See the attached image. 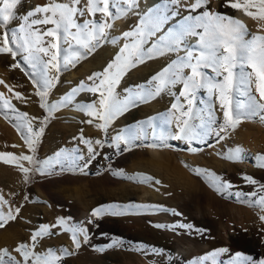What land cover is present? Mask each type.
<instances>
[{
    "label": "rangeland",
    "instance_id": "374dc122",
    "mask_svg": "<svg viewBox=\"0 0 264 264\" xmlns=\"http://www.w3.org/2000/svg\"><path fill=\"white\" fill-rule=\"evenodd\" d=\"M53 2L60 3L67 2V0H24L16 11L22 16L36 6ZM158 2L159 4L152 9H159L162 12H176L178 15L174 18L169 16L162 30L154 36L156 39L165 34L169 27L175 29L183 18L189 15H197V12L189 10V6L194 3V0H180L177 5L168 4V0H157ZM240 2L242 3V0ZM225 4L226 0H210L208 7L213 12L241 21L249 33L246 39H251L253 35H264V20L252 19L242 9H233L225 6ZM139 9L142 11L141 0H139V7L133 11L134 13L130 12L123 18L109 21L113 24V27L106 29L108 39L101 40L100 45L86 58L78 61L75 66L70 65L66 70L59 73L52 70L50 74L58 75L59 81L49 91L46 97L48 103L61 101L62 97L69 93L72 88L77 87L81 81L86 84L93 83L87 78L93 73L102 72L104 67L113 60L112 58L119 51L118 49L124 43L130 42L123 39L122 34L135 29L139 25L141 16L147 13H140ZM200 11H203V9H200ZM249 11L255 12L256 9L252 8ZM88 18H100V14ZM21 22V19H15L9 27L15 28ZM116 23L119 24L117 29L119 32L113 34L111 30L116 29ZM171 23L174 25L169 26ZM36 27L43 32L53 27V25H38ZM3 31V29H0V34ZM198 31H202V29H198ZM113 38L117 40V43L111 42ZM194 38L196 42L192 45L197 43V37ZM44 40L46 44L51 38L44 37ZM62 47L67 46L62 44ZM179 53H168L153 58L131 70L117 87V92L121 98L126 95L125 89L146 82L153 74L164 68L163 63L168 62L169 64L176 60L178 56H182ZM63 55L62 52L61 58ZM42 58L44 60L48 59V57ZM17 62L21 66L12 67ZM32 71L31 66L24 63L23 54H18L15 59L10 54H0V81L3 82L0 83V94H2V97H0V153H11L16 157H20L22 154L34 155L37 160L43 161L53 157L58 151L78 149V152L74 155L82 156L83 159H78L76 164L83 166L90 159L88 144L83 141L90 140L93 142L94 151L98 154L95 159H91L87 168L84 169L87 174L80 172L76 174L61 173L59 171L60 166L56 165L54 174L42 175L33 170L29 172L27 180L18 165L22 164L30 169H34V165L21 160L10 163H4L0 160V196L6 202L0 205V212L7 215L11 211L16 216L14 220L7 221L4 227L0 228V249H8L12 256L20 260V254L15 251L19 244L25 243L31 246V235L41 225H54L58 218H65L66 226L69 227L77 222H85L84 226L88 229L89 240L84 243L81 236V247L78 250L76 249L75 252L71 251L72 255L63 256L60 264H107L110 261L116 264H169L163 261L164 253L143 254L129 249L138 243L161 249V242L167 238L175 247L172 256L177 253L183 255L184 252L182 251L185 248L205 243L208 234H210L208 228L191 219V216L196 215L198 212L206 213L209 221H215L220 225L244 227L242 229L250 230L253 233L252 236L264 244V221L260 219L261 216H264V208L252 204V201L264 195V190H261V185H264V167H259L260 162L256 159L258 155H264V123L260 121L259 116L242 119L235 129L229 128L227 131H220L219 125L223 123V110L220 108L218 94L210 95L207 89L202 88L195 94L193 108L195 112H201L205 117L208 109L205 106L211 103L216 118L213 128L216 131L206 139V142L193 141L189 145L183 140L167 139L166 144L169 145L167 147H150L147 145L161 143L160 137L162 135L165 137L173 135L172 122L179 123L178 120L173 119V114L179 117L180 111L179 108L173 110L172 105L175 103L184 110L187 109L186 99L179 97V92L183 90L182 84H177L171 92L166 90L149 102H141L137 107L131 108L125 114L116 117L108 125L105 132L97 127L103 121L78 110V106L98 101V94L82 91L75 96L72 104L59 107L52 113H47L40 107L41 99L36 95L37 88L29 75L26 74ZM205 71L214 76L210 69ZM184 72L190 74L189 69H184ZM204 91H206V94H204ZM16 93L21 94L20 98L16 97ZM253 94L257 96V99L259 98L258 94L255 93L254 86ZM201 99L203 100V106L200 108L198 102ZM3 100H8L17 111L4 107ZM154 107L156 108L154 109ZM19 113H27L29 119L35 118L32 120L34 128H38L40 121L48 117L45 131L40 137L39 143L35 146V153L29 150L22 138V132H26V130L21 129L18 131V125L21 122ZM145 113L149 115L147 120H144L141 116ZM134 117L136 119L140 117V121L135 120ZM149 120H151V123L143 126L145 129L150 126L153 131L152 135L148 136L145 131L140 139L133 141V144L137 146L132 147L130 151L117 152L114 146H109L112 138L117 134H126L130 130L139 129L141 122ZM88 121H91V123ZM192 123L196 124V120ZM71 128H75L77 131L74 137L70 136ZM217 132L219 136L216 134ZM167 134L169 135L167 136ZM221 136L223 139L219 138ZM227 138L229 140L226 142ZM236 138L239 140V147L244 150V158L240 161L225 158L230 154V151L226 153L225 150L227 149L225 148L231 142H234ZM96 140L105 143L101 146L94 143ZM123 147L122 144L121 148ZM189 147L195 148L197 151L191 152L188 150ZM215 151L219 155H216ZM4 159L10 160L11 158L5 156ZM196 168L206 169L221 176L224 181L230 182L232 187L223 193H218L213 187L209 186L203 176L192 171ZM119 170H123L125 176L132 177L138 173H143L145 175L150 174V176L159 180L163 188L154 186L152 190L156 194H161L167 200L169 199L168 201L174 205L183 202L181 208L163 206L169 210H175L179 215H175L171 211H164L168 220L160 221L155 220L156 215L163 211L155 214L142 211L138 214L120 216L104 215L99 219L90 216L92 210L97 206L113 203L122 205L137 203V200L127 201L129 191L141 186L150 188L152 185L113 175V172ZM244 176L252 177L257 181V184L248 183L243 178ZM167 177L175 178L178 181L183 180L184 184L179 186L178 183V185L171 186ZM236 192L244 195L238 199L234 195ZM253 192H256V196L248 195ZM161 205L159 204V206ZM18 207L20 211L16 214L15 209ZM83 212H87L88 215L86 216ZM90 219L94 223H87ZM179 223L191 224L197 229L206 231L199 233L183 228H177L173 231L167 228L155 227L158 224L173 225ZM52 231L58 234L39 239L32 250L44 253L51 248L56 250V254L60 256L59 249L62 247L67 248V242L73 241L72 234L64 231L61 227H56ZM178 232L181 234L177 235ZM114 238H120L130 243L108 247L112 244ZM224 248H227L228 252L216 256V264H230L232 257L237 252L257 260L263 258V256L255 258L246 251H235L231 247ZM96 249L104 250L98 251ZM219 249L223 248L206 251L201 256H193L181 264H193L199 258ZM203 264H213V260L210 258L203 261Z\"/></svg>",
    "mask_w": 264,
    "mask_h": 264
},
{
    "label": "snow or ice",
    "instance_id": "6c2138e0",
    "mask_svg": "<svg viewBox=\"0 0 264 264\" xmlns=\"http://www.w3.org/2000/svg\"><path fill=\"white\" fill-rule=\"evenodd\" d=\"M23 2L24 0H0V29L4 30L0 34V54H10L14 59L18 54H23L24 63L30 65L33 70L26 74L29 75L37 88L36 95L41 99L40 107L47 113L72 104L75 96L82 91L98 94V101L78 106V110L103 121L97 127L106 132L108 125L116 117L137 107L141 102H149L162 92L166 90L171 92L177 84H182L183 90L179 92V97L186 99L187 109L184 110L175 103L172 105L173 110L179 108L180 111L179 117L173 114V119L179 122L178 134L169 137L162 135L161 143L147 146L167 147L169 146L166 144L167 139L183 140L189 145L193 141L206 142V139L216 131L213 128L216 118L211 103L207 109L208 119L194 111L195 94L202 88L207 89L210 95L218 94L220 108L223 110V123L219 125L220 131H227L229 128L235 129L242 119H251L257 116L264 123V102H262L264 101V35H253L251 39H246L249 35L246 26L237 19L211 11L208 7L210 0H194V3L189 6V10L197 12V15L183 18L175 29L169 27L165 34L160 35L151 44L149 43L150 39L162 30L169 16L174 18L178 13L149 9L145 15L141 16L139 25L135 29L122 34L123 39L130 42L124 43L119 48L113 60L106 65L102 72L93 73L87 78L93 83L86 84L81 81L57 103L46 101L49 91L59 81L58 75L50 74L52 70L59 73L70 65L75 66L78 61L91 54L100 45L101 40L108 39L106 29L113 27L109 21L123 18L128 13L135 11L139 7V0H67V2H53L36 6L20 16L16 10ZM179 2L180 0H168V4L171 5H177ZM225 6L242 9L252 19L264 20V0H242V3L240 0H226ZM252 8L256 11H249ZM98 13L100 18H88L96 17ZM18 18L22 22L17 27L10 28L11 22ZM38 25H53V27L42 32L36 27ZM198 29H202V31H198ZM189 36L197 37L195 45L188 43L187 37ZM44 37H50L51 40L45 44ZM111 42L115 44L117 40L113 38ZM62 44L67 47H62ZM181 50L185 52V55L178 56L176 60L166 65L158 73L153 74L146 82L125 89L126 95L121 98L117 87L131 70L153 58L168 53H178ZM62 52L64 55L61 58ZM42 57H48V59L44 60ZM20 66L19 62L12 65L14 68ZM184 69H189L190 74H185ZM207 69H210L214 76L209 75L205 71ZM0 83L3 82L0 81ZM253 86L255 93L258 94V99L253 94ZM15 95L20 98L21 94L16 93ZM3 105L17 111L8 100H3ZM19 116L21 122L18 125V131L26 130V132H22V138L29 150L35 153V146L45 131L48 117L40 121L38 128H34L32 120L35 118L29 119L27 113H19ZM195 120H199L200 123H192ZM88 122L91 123V121ZM150 123L151 120L144 121L141 122L139 129L130 130L126 134H117L112 138L109 146H114L117 152L130 151L132 147L137 146L133 144V141L140 139L141 135L145 133L146 129L143 125ZM216 134L219 136L218 132ZM219 138L223 139L222 136ZM83 142L88 144L90 155L89 161L83 166L76 164L78 159H83L82 156L74 155L78 149L58 151L53 157L43 161L37 160L34 155L22 154L20 157H16L11 153H0V160L4 163L21 160L34 165V169L24 167L22 164L18 165L26 180L29 172L33 170L42 175L54 174L56 165L60 166L61 173L87 174L84 169L98 153L94 151L92 141L84 140ZM94 143L103 146L105 142L96 140ZM122 144L123 148H121ZM188 150L197 151L191 147ZM243 151L241 147L237 146L235 149H231L230 154L225 158L240 161L244 158ZM5 156L11 159L5 160ZM256 159L260 162L258 166L264 167V155H258ZM192 171L203 176L209 186L218 193H223L232 187L230 182L224 181L221 176L206 169L196 168ZM113 175L150 185L161 183L154 177L143 173L129 177L125 176L123 170H119L113 172ZM243 178L248 183L257 184V181L252 177L244 176ZM261 190H264V185H261ZM234 195L239 199L244 194L236 192ZM248 195L254 197L256 192ZM4 203L6 202L0 196V205ZM252 204L264 208V195L252 201ZM19 211V207L15 209L16 214ZM142 211L150 213L171 211L173 214L179 215L175 210H169L159 205L113 203L97 206L92 210L90 216L99 219L104 215L120 216L138 214ZM15 218L16 216L11 211L7 215L0 212V228L4 227L7 221ZM260 219L264 221V216H261ZM87 223H94V221L90 219ZM84 224L85 222L81 221L69 227L66 226L65 218H58L54 225H41L31 235V246L21 243L16 247L15 251L20 254V260L12 256L8 249H0V264H60L63 256L73 254L67 248L59 249L60 256L56 254V250L51 248L44 253H37L32 249L35 248L39 239L58 234L54 233L52 229L61 227L64 231L72 234L73 244L78 250L81 247V236L84 243L89 240L88 229ZM155 227L173 231L177 228L194 230L199 233L206 231L197 229L191 224L182 223L158 224ZM180 234L177 233V235ZM125 243L130 242L114 238L108 247L120 246ZM96 250L103 251L104 249ZM129 250L139 251L143 254H163V250L141 243L135 244ZM227 252V248L216 250L194 261L193 264H203V261L210 258L213 260V264H216L215 257ZM230 264H264V258L257 260L237 252L232 257Z\"/></svg>",
    "mask_w": 264,
    "mask_h": 264
},
{
    "label": "bare ground",
    "instance_id": "6f19581e",
    "mask_svg": "<svg viewBox=\"0 0 264 264\" xmlns=\"http://www.w3.org/2000/svg\"><path fill=\"white\" fill-rule=\"evenodd\" d=\"M141 4H142V11L140 9L139 10L141 11L140 13H143V12H148L149 9H152V8L156 7L159 4V2L157 3V0H141ZM173 25L174 24L171 23L169 26H173ZM115 26H116V29L111 30V33H113V34H116V33L119 32V31H117V29L119 27V24L116 23ZM115 26H114V28H115ZM256 28H257V25H256ZM155 39H156L155 37H152L150 39L149 43L151 44L152 42H154ZM187 41H188L189 44H193L194 42H196L195 38L192 37V36L187 37ZM113 53H115V52H113ZM179 55H182L183 56V55H185V52L184 51H180ZM167 64H168V62L163 63V67H165ZM204 94H206V91H204ZM198 106L200 108L203 106V100L202 99L199 100ZM208 106L209 105H206L205 107H208ZM155 108L156 107H154V109ZM198 113H200L201 115H203L201 112H198ZM137 116H138V114H137ZM141 116H142V118L144 120H147L148 117H149L148 113H145V114H143ZM204 118L207 119L208 118L207 115ZM134 119L140 121V117L137 118V119H136V117H134ZM198 123H200V121L199 120H196V124H198ZM172 125H173V128H171V129L174 132L173 134H178V131H179V123L172 122ZM71 130H70L71 131L70 136L71 137H74L76 135L77 131H76L75 128H73V129L71 128ZM152 132L153 131H152L151 127L148 126L146 128L147 135L148 136L152 135ZM168 135L169 134H167V136ZM228 138L226 139V142L229 140ZM237 146H239V140H238V138H236L234 142H231L229 144V146L225 148V149H227V150H225L226 153L228 151H230L231 149H235ZM215 154L216 155H219V153L216 152V151H215ZM167 180H168V182H169V184L171 186L178 185V183H179V186H183V184H184V181L183 180H180L179 179L180 181H178L177 179L172 178V177H167ZM154 186L155 187L156 186L162 187V183H160L159 185H156V184L153 183L150 188L149 187L147 188L146 186H141V187L133 188L132 190L129 191V194L127 196V201L130 202V201L137 200V203L135 202V204H143V203L144 204H152V205L162 204L161 206H167L168 205V207L169 206H171V207H178V208L183 207L182 206L183 205V202H179L177 204L175 203V205H174L170 201H168L169 199L167 200L161 194L159 195V194L154 193V191L152 190V188ZM83 213L86 216L88 215L87 212H83ZM146 213H148V212H146ZM153 216H155V215H153ZM207 218L208 217H206V213H203V212H198L196 215L194 214V215L191 216V219L197 221L199 225H201V226L203 225L205 228H208L210 230V234H208V239L205 241V243H203V244H197V245L195 244L194 246H192L190 248H187V249L185 248L182 251V252H184L183 255H181L180 253H177L176 255L172 256V253L174 252L175 247L173 246L172 242L166 238L160 244L161 250H163V253L165 254L164 255L165 257L163 258V261H165L166 263H169V264H181L185 260L191 259L193 256H196V255L197 256H201L206 251L213 250V249H217V248H224V247H231L235 251L236 250H238V251H246V252L252 254L255 258H258L259 256H261V257L263 256V258H264V247H263L264 244L260 240H258L257 238L253 237L252 236L253 233L250 230L247 231V230L242 229L244 227H233L232 225H222V224L220 225V224H218L215 221H209ZM165 219L168 220V217H167V214L163 211V212H160V213H158L156 215V219L155 220L160 221V220H165ZM66 245H67V249L70 252L71 251L72 252H75L76 251V248H75V246L73 244V241L67 242ZM262 247H263V249H262ZM37 251L38 250H36L35 252H37ZM112 261H114V260H112ZM110 262H108L107 264H116V263H112V262L110 263Z\"/></svg>",
    "mask_w": 264,
    "mask_h": 264
}]
</instances>
